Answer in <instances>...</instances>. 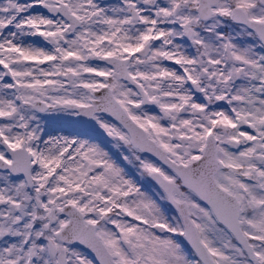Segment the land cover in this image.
<instances>
[{"label": "snow or ice", "instance_id": "snow-or-ice-1", "mask_svg": "<svg viewBox=\"0 0 264 264\" xmlns=\"http://www.w3.org/2000/svg\"><path fill=\"white\" fill-rule=\"evenodd\" d=\"M0 264H264V0H0Z\"/></svg>", "mask_w": 264, "mask_h": 264}]
</instances>
